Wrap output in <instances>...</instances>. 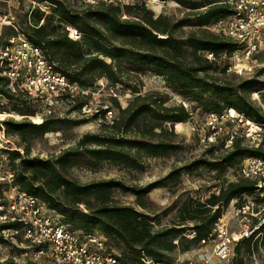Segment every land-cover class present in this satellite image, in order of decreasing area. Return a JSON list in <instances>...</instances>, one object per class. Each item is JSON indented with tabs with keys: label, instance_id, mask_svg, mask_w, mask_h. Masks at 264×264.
<instances>
[{
	"label": "trees",
	"instance_id": "16d2710c",
	"mask_svg": "<svg viewBox=\"0 0 264 264\" xmlns=\"http://www.w3.org/2000/svg\"><path fill=\"white\" fill-rule=\"evenodd\" d=\"M47 1L56 5L51 13L37 8L22 24L18 21V26L30 40L42 46L57 70L71 81L92 87L99 78H104L111 88L118 89L128 70L125 63L148 65L165 78L168 86L192 102L194 108L201 107L207 113L218 114L234 108L264 124V110L251 99L254 90L264 88V79L260 77L264 74V66L250 77L235 73L231 78L218 79L210 72L218 69L222 59L227 60L223 70L231 69L230 56L240 48L237 41L206 28L210 22L232 13L231 5L225 0H203L201 3L176 0L190 9L188 18L181 20L162 13L156 15L146 0H130L124 4L86 2L83 9L70 6L66 0ZM124 14L127 17H123ZM193 18L199 30H189L186 37L178 36L176 30ZM67 25L82 32V38L70 37ZM11 30L10 34L15 32ZM209 52L215 58H209ZM7 83L6 78L0 77V112L5 111L1 105L15 100L12 109L26 115L24 119L0 120V129L5 128L7 133L17 134L27 141L22 145L24 152L19 148L7 151L14 171L13 183L46 202L73 230L104 234L108 246L119 248L120 259L127 264H143L144 255L167 264L166 252L177 247L187 251L200 246L233 199L256 191V179L227 178L219 187L220 193L213 192L203 201L191 200L186 213L182 214V222L155 230L154 219L149 214L135 205L118 203L114 191L118 188L132 191L139 204L145 206L142 199L158 182L128 185L115 177L84 182L70 175L74 165L72 156L82 152L99 162L109 160L143 168L144 157L165 156L176 150L177 143L169 136L171 133L176 135L174 124L188 121L193 115L185 102L166 105L168 98L165 96L138 93L127 106L121 107L113 98L117 109L114 123L103 122L104 130L85 133L75 146L44 158L31 155L29 142L32 139L86 122L88 118L50 113L42 121L35 122L30 118L36 112L32 99L24 93L11 91ZM84 103L85 100L80 99L72 107L80 111ZM224 144L222 140L218 148L217 142L209 143V155L199 158L196 163L224 175L231 168L238 171L247 157H264L263 143L248 145L243 136L235 135L232 146L219 151ZM6 186V182H0V204ZM189 220L193 222L192 237L184 233L186 227L182 226ZM10 226L20 224H1L0 243H11L13 239L27 241L22 234L6 239L2 229ZM261 231V238L238 241L236 251L239 252L243 244L251 250L259 241H264V225ZM0 264L25 263L8 258Z\"/></svg>",
	"mask_w": 264,
	"mask_h": 264
},
{
	"label": "rangeland",
	"instance_id": "374dc122",
	"mask_svg": "<svg viewBox=\"0 0 264 264\" xmlns=\"http://www.w3.org/2000/svg\"><path fill=\"white\" fill-rule=\"evenodd\" d=\"M66 1L70 6L77 9H83L87 6L84 0ZM146 1L156 15L161 13L166 14L174 20L185 19L189 16L187 13L190 9L176 0ZM197 1L201 3L203 0ZM37 8L45 10L46 13H51L56 8V5L47 0H0V13H3L2 11L14 12L17 16V21L21 24ZM187 22L182 28L176 30L178 36L186 37L189 30H199L200 27L195 23L194 18ZM5 31L6 34H10L12 30L11 28H6ZM190 59L191 56L188 55V60ZM226 62L227 60L222 59L218 69L210 71L211 74L218 79L231 78L235 73L240 74L242 77L254 76L264 66V52L257 53L249 59L243 57L241 60L242 65L238 70L235 67H231V69L229 68L227 71H224L223 66H225ZM125 65L128 66V70L124 74L125 81L118 84V89L111 88L108 81L104 78H99L90 87L95 95L89 98L90 101L88 99L89 105L87 106V111H85L87 114L74 109L73 105L68 106L62 103L52 106V114L55 116L76 119L88 118V121L71 127H64L59 131L47 132L42 137L32 139L29 142L31 155L47 158L59 154L62 150L75 146L85 133H95L104 130L101 121L103 110L111 108L114 112L117 111L113 98H116L121 107L127 106L138 93L165 96L168 98L165 103L166 105L185 102L192 109L193 115L190 120L181 122V128L177 126L179 122L174 124L176 135L171 133L169 136L177 143L176 150L165 156L144 157L143 168H135L123 162L109 160L99 162L82 152H78L72 156L74 165L70 168V175L84 182L110 177L119 178L128 185L144 186L151 182H158V185L142 199L146 204L145 206L139 204L137 195L132 191H125L119 188L114 191V198L118 203L135 205L141 211L149 214L154 219L153 228L158 230L182 222V214L186 213V207L188 208L191 200H205L227 178L231 179L237 174V170L231 168L225 173L226 175H218L215 169L196 163V160L199 158L209 155L207 154V149L211 141L208 137L212 133L218 132L215 136L216 138L214 137L213 140L217 142L218 148H220L222 140L226 143V140L232 135L243 136L244 142L248 145H253L254 142L246 134V127L248 126L241 122L239 117L230 116L229 112H233L231 108L224 110L222 114L216 113L217 117L211 118L210 114L215 112L207 113L201 107L194 108L192 102L185 100L183 95L168 86L165 78L158 74L151 66L130 63H125ZM242 68L243 71H239ZM260 77L264 79V74L260 75ZM31 99L32 106L36 112L30 118L35 122H40L44 116L51 113L49 111V103L47 100ZM251 99L264 110V88L254 90L251 93ZM14 102L15 100H11L1 105L2 108H5V111L3 110L0 113H7L8 115L6 114L4 117L0 115V120L5 118H25L26 115L12 109ZM235 112L238 111L236 110ZM168 127H171L170 122H168ZM25 143L27 141H24L19 135L7 133L5 128L0 129V182L8 184L7 180H2L1 177L6 172L13 171L9 163L7 151L19 148L24 152L22 145ZM262 143L264 146V127ZM224 146L219 151L224 150ZM5 190L6 188L4 189V194ZM259 201L261 204L264 203L260 199ZM182 226L186 227L184 233L187 236L192 237L194 235L192 221L189 220L182 224ZM231 226L234 227L235 223L231 222ZM175 241H178V239L176 238ZM27 246V241H16V239H13L11 243L0 244V261L14 258L25 264H54L52 260L44 256L22 255ZM31 248L30 246L29 249ZM112 249L118 255L122 254L119 248L114 247ZM211 250L212 247L210 245L198 246L187 251L177 247L171 252H166L164 258L168 262L167 264H183L191 260L197 264H202L204 259L201 255L206 254V256L210 257ZM217 264H264V241H259L258 245L253 246L251 250L248 249L247 244H243L239 252L234 249L233 254L228 260L218 262Z\"/></svg>",
	"mask_w": 264,
	"mask_h": 264
},
{
	"label": "built area",
	"instance_id": "2783aa9c",
	"mask_svg": "<svg viewBox=\"0 0 264 264\" xmlns=\"http://www.w3.org/2000/svg\"><path fill=\"white\" fill-rule=\"evenodd\" d=\"M9 1V0H6ZM87 3H127L130 0H84ZM231 5L232 13L222 19L214 20L206 25L223 36L240 44V48L230 56L237 70L242 65L243 57L249 59L257 53L264 52V0H226ZM123 17H127L126 14ZM6 28L15 32L6 34ZM69 35L75 40L82 38L73 25H67ZM209 58H215L211 52ZM226 57V55H224ZM239 71H243V68ZM0 77L8 81V88L15 93H24L37 100H47L49 111L52 106L66 104L72 106L76 101L84 99L80 112L86 113L90 97L94 91L90 87L71 81L59 72L41 45L30 40L23 33L12 11L0 13ZM89 99V101H88ZM108 107V106H106ZM231 110H233L231 108ZM229 112L232 117H239L245 123L246 134L251 137L253 146H260L263 138V127L252 118L242 113ZM101 121L108 124L115 122L116 112L106 108L101 114ZM237 115V116H235ZM217 117L216 113L210 114ZM218 133V132H217ZM217 133L208 138L212 143ZM235 135L226 140L225 148H230ZM216 138V137H215ZM239 177L256 179V191L233 199L225 208L210 234L201 240L200 247L210 245V257L206 254L202 264H217L228 260L234 252L235 245L243 238H261L264 225V157L250 156L245 158L237 174ZM14 171L6 172L1 179L8 184L0 204V225L3 223H19L2 229L6 239L22 234L27 240V248L22 255L44 256L54 264H127L107 244V238L100 232L87 233L73 230L69 224L62 222L61 214L49 207L37 196L21 189L13 183ZM220 193V188L214 191ZM231 222L235 226H231ZM2 244V243H0ZM32 247L29 249V247ZM17 261V260H16ZM143 264H164L144 255ZM183 264H197L192 260Z\"/></svg>",
	"mask_w": 264,
	"mask_h": 264
},
{
	"label": "bare ground",
	"instance_id": "6f19581e",
	"mask_svg": "<svg viewBox=\"0 0 264 264\" xmlns=\"http://www.w3.org/2000/svg\"><path fill=\"white\" fill-rule=\"evenodd\" d=\"M156 1H157V0H156ZM232 109H233V110H232L233 112L236 111L234 108H232ZM6 114H7V113H0V115H1L2 117H4ZM7 115H8V114H7ZM177 126H178V128H181V127H182V123L179 122ZM3 147H4V146H3ZM6 148H8V147H6Z\"/></svg>",
	"mask_w": 264,
	"mask_h": 264
}]
</instances>
